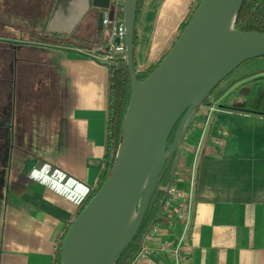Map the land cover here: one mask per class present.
<instances>
[{
  "label": "crops",
  "instance_id": "0c3cea01",
  "mask_svg": "<svg viewBox=\"0 0 264 264\" xmlns=\"http://www.w3.org/2000/svg\"><path fill=\"white\" fill-rule=\"evenodd\" d=\"M195 1L142 0L138 71L159 61ZM5 6L10 8L9 33L0 37V95L6 103L0 104V158H7L0 161V264H54L59 237L97 188L104 167L109 67L85 52L104 45L108 29L88 14L73 32L58 33L48 28L50 14L40 33L31 22L44 18L42 0H8ZM53 34L66 38L60 44ZM226 95L214 101L219 111L205 116L199 140L191 134L202 110L181 143L174 178L183 193L196 159L183 264H264V118L227 110L239 97L222 104ZM151 217L146 233L152 226L158 232L144 243L150 252L142 264H175L159 248L175 245L180 222L158 212Z\"/></svg>",
  "mask_w": 264,
  "mask_h": 264
},
{
  "label": "water",
  "instance_id": "95a60500",
  "mask_svg": "<svg viewBox=\"0 0 264 264\" xmlns=\"http://www.w3.org/2000/svg\"><path fill=\"white\" fill-rule=\"evenodd\" d=\"M137 1L121 3L125 61L118 69H128L131 94L116 154L104 183L68 227L60 264H115L155 202L164 166L175 155L173 175L181 143L205 100L242 64L264 57V33L235 29L244 0H201L156 69L139 81L133 62ZM109 3L57 0L48 28L73 32L90 13L101 24Z\"/></svg>",
  "mask_w": 264,
  "mask_h": 264
},
{
  "label": "trees",
  "instance_id": "16d2710c",
  "mask_svg": "<svg viewBox=\"0 0 264 264\" xmlns=\"http://www.w3.org/2000/svg\"><path fill=\"white\" fill-rule=\"evenodd\" d=\"M201 0H196L191 6L190 11L186 15L183 22L179 25L178 30L176 32V39L185 29L188 24L192 14L198 7ZM142 4V0L137 1L136 7V16H135V26H134V40H133V62L134 69L136 73V77L139 81H143L151 72H153L156 67L159 65L161 60L167 54L168 50L164 52L159 61L152 66H149L143 71H138L136 69L135 63V50L138 45V31H137V22H138V14L140 12V7ZM122 16V11H121ZM235 29L243 32V33H264V0H244L242 8L238 14L237 20L235 22ZM54 39L60 41V44L66 38L65 35L53 34L51 35ZM67 43V41H64ZM258 66L253 69H248L247 67H239L237 70L228 75L220 84H218L214 90L211 92L209 97L205 100L204 105H208L212 101H217L224 95H226L230 90L234 89V92H237L239 99L235 101L233 106L227 107V110L240 113L247 114L257 117L264 118V57L258 59ZM119 64L112 65L109 67V100H108V111H107V146H106V154L104 156V167L99 179V183L95 191L90 195L84 205L81 207L80 211L85 207V205L89 202V200L93 197L96 191L100 188V186L104 183L105 179L108 176V173L111 169L116 150L119 143L120 130L122 126V122L124 119V115L126 113V109L129 103L130 94H131V82L128 73V69L124 68L119 70ZM4 95H0V104H6L3 99ZM3 124L0 123V130ZM4 128V127H2ZM176 127L170 136L169 144L172 142L174 137ZM175 159V155L171 158V163L169 167V171L172 168L173 162ZM179 160V158H178ZM178 160L175 165L173 174L177 168ZM165 172V168L163 170V174ZM162 174L161 181L164 178ZM171 181L172 176H170V172L166 175ZM159 196H155V202L146 212V215L139 226L137 232L133 236L130 243L123 250L115 264H129L133 257L137 254L139 249V243L142 236L146 233L151 224V216L158 210ZM79 211V212H80ZM78 215V214H77ZM72 223V222H71ZM70 223V224H71ZM68 225V227L70 226ZM65 228L63 234L58 239L57 251L55 254V263L60 264V251L63 242L64 235L68 229Z\"/></svg>",
  "mask_w": 264,
  "mask_h": 264
},
{
  "label": "built area",
  "instance_id": "2783aa9c",
  "mask_svg": "<svg viewBox=\"0 0 264 264\" xmlns=\"http://www.w3.org/2000/svg\"><path fill=\"white\" fill-rule=\"evenodd\" d=\"M122 1L123 0H110L109 7L102 12L101 26L104 29H108L106 43L90 52H85L86 56L103 63L108 67L125 61L124 27L122 17L119 16V11L122 9ZM201 110L203 115L207 118L212 113L219 111L214 102H210L207 106L202 107L200 111ZM195 167L196 159H194L191 168L188 191L183 193L172 187V185H169L164 203L158 211L159 215L163 217L165 216L168 219H176L181 224V232L175 245L169 247L165 244L159 248L160 252L171 254L175 264H183L182 248L188 238L193 213ZM157 232L158 229L155 226H152L149 231L142 236L138 252L129 264H142L147 259L150 251L144 246V243L150 240L152 236L156 235Z\"/></svg>",
  "mask_w": 264,
  "mask_h": 264
},
{
  "label": "rangeland",
  "instance_id": "374dc122",
  "mask_svg": "<svg viewBox=\"0 0 264 264\" xmlns=\"http://www.w3.org/2000/svg\"><path fill=\"white\" fill-rule=\"evenodd\" d=\"M7 1L8 0H0V37H3V38H5L6 34L8 35V33H9L8 28H7V21H6V20H8L6 17H8L9 12L7 11V13H6V10H7V8H10V7H6L5 6V4H7ZM56 2H57V0H42V11L45 12V8H46L47 12H46L45 16L43 15L44 18L42 16L43 19H39V21H36V22H34V21L31 22V23H37L35 27H36V30L39 31L40 33H42V30H43V28L40 26V23H43V22H46L47 23L48 22V17L53 12ZM2 4H4V6H2ZM10 18H12V16ZM89 18L92 19L93 22H95V20H97V22H96L97 25L100 23V21L97 19V17H95V14H93V13H90L89 14ZM171 45H172V43H171ZM171 45H170V47H171ZM4 50H5V45L4 44H0V52L1 53H4ZM257 62H258V59H254V60H251V61H247L244 64H242L241 67L243 66V67H247L248 69H253L256 66H258V63ZM238 95L239 94H237V92H234V90H233V92H229V94L226 95L221 100L222 101V104H225V102H227L226 104L227 105H230L231 102H232V100L236 99L238 97ZM204 106H207V105H204ZM199 121L200 122L197 125V128H194V130L197 131L196 134L195 135L191 134V138L192 139L195 138L194 139L195 142L197 140H199L198 138L201 137V134H203V133L206 132V128H205V116L202 115V117L199 118ZM190 130H191V128L188 130V132H190ZM191 154L193 155L194 154V151H191ZM192 159L193 158L191 157L190 160H189V163H188L189 166L192 164ZM176 182H177V180L174 178V174H173L169 185H172V187L176 188L175 187Z\"/></svg>",
  "mask_w": 264,
  "mask_h": 264
},
{
  "label": "flooded vegetation",
  "instance_id": "af4514ba",
  "mask_svg": "<svg viewBox=\"0 0 264 264\" xmlns=\"http://www.w3.org/2000/svg\"><path fill=\"white\" fill-rule=\"evenodd\" d=\"M192 124V123H191ZM191 126V125H190ZM174 131V130H173ZM173 133V132H172ZM172 133H171V135H172ZM170 135V136H171ZM170 139V138H169ZM3 143H4V145L6 144V141H5V139H3ZM3 145V146H4ZM2 151H6V149H5V147H3L2 148ZM181 152V151H180ZM5 159H7V158H5V156L3 155V156H1V158H0V161H1V163H4V161H5ZM168 161V160H167ZM171 160H169V162L167 163V164H165V166H164V168H165V174H163L164 175V178H163V180L161 181V185H160V188H159V191H158V196H159V202H161L162 201V199L165 197V191H166V188H167V185H168V183H169V179H168V177L166 176L167 175V173L168 172H170L169 171V167H170V162ZM159 206V205H158Z\"/></svg>",
  "mask_w": 264,
  "mask_h": 264
}]
</instances>
